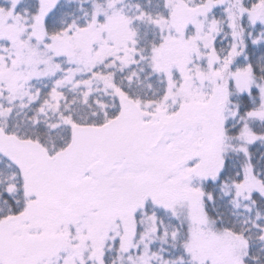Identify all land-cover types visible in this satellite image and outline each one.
Wrapping results in <instances>:
<instances>
[{"label":"snow or ice","instance_id":"obj_1","mask_svg":"<svg viewBox=\"0 0 264 264\" xmlns=\"http://www.w3.org/2000/svg\"><path fill=\"white\" fill-rule=\"evenodd\" d=\"M0 264H264V0H0Z\"/></svg>","mask_w":264,"mask_h":264}]
</instances>
